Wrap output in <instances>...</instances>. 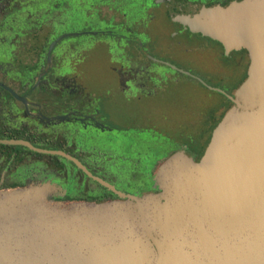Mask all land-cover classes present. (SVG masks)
<instances>
[{
	"label": "water",
	"instance_id": "95a60500",
	"mask_svg": "<svg viewBox=\"0 0 264 264\" xmlns=\"http://www.w3.org/2000/svg\"><path fill=\"white\" fill-rule=\"evenodd\" d=\"M173 19L227 56L244 53L259 72L246 92L228 95L238 113L232 126L217 128L212 159L204 166L170 156L153 175L156 191L136 195L69 153L0 140L65 158L117 197L56 200L62 187L52 181L0 188V264H264V0L190 4Z\"/></svg>",
	"mask_w": 264,
	"mask_h": 264
},
{
	"label": "flooded vegetation",
	"instance_id": "af4514ba",
	"mask_svg": "<svg viewBox=\"0 0 264 264\" xmlns=\"http://www.w3.org/2000/svg\"><path fill=\"white\" fill-rule=\"evenodd\" d=\"M234 1L242 0H0V140H26L38 148L64 151L112 184V178L118 176L128 190L118 167L141 170L145 163L116 150L114 129H98L113 135L108 139L85 131L102 123V107L85 84L82 67L99 40L84 42L82 37L107 38L109 70L128 100L154 98L164 91L165 76L169 78L162 66H169L151 48L150 11L165 5L175 7L173 19L190 4L226 6ZM179 26L175 37L190 32ZM177 68L174 71L191 82L219 88L227 98L234 97L235 89L213 86L204 72L191 66ZM58 117L65 119L59 121ZM158 147L159 143L153 152ZM75 167L60 156L0 143V188L52 181L62 187L53 197L59 200ZM76 181L90 193L106 194L80 174ZM116 198L106 194V199L93 202Z\"/></svg>",
	"mask_w": 264,
	"mask_h": 264
},
{
	"label": "rangeland",
	"instance_id": "374dc122",
	"mask_svg": "<svg viewBox=\"0 0 264 264\" xmlns=\"http://www.w3.org/2000/svg\"><path fill=\"white\" fill-rule=\"evenodd\" d=\"M174 12L175 7L168 5L150 11L151 48L158 51L167 63L183 68L191 66L204 72L213 86L246 92L253 76L257 78L259 73L253 61L238 51L227 56L221 45L198 34L184 31L186 33L175 37L181 26L172 19ZM97 39L99 42L91 48L82 67L85 84L101 103V122L115 132L127 130L128 134L148 135L153 140L169 138L179 148L173 155H189L195 163L207 165L215 153L217 128L233 125L237 106L224 94L191 82L164 66L162 69L169 78L165 76V89L160 96L141 101L128 100L119 90L118 78L109 70L112 63L105 44L107 38L82 37L84 42ZM85 131L105 139L113 137L111 133L98 129L85 128ZM166 159L158 162L153 175ZM118 172L131 177L143 171L122 165ZM112 182L119 190L127 191L118 176L112 178Z\"/></svg>",
	"mask_w": 264,
	"mask_h": 264
},
{
	"label": "trees",
	"instance_id": "16d2710c",
	"mask_svg": "<svg viewBox=\"0 0 264 264\" xmlns=\"http://www.w3.org/2000/svg\"><path fill=\"white\" fill-rule=\"evenodd\" d=\"M218 44L221 45L220 43ZM114 139L116 140L117 144L116 150L122 153L123 157H137L142 163H145L143 169H141V171H143L142 174H138V177H136V179L134 177L132 178V176L130 177L127 174L121 175V178L126 182V186L128 188V192L126 193L135 194L133 190H137L139 191L138 193L142 195L147 192L156 191L154 189V183L151 182L155 166L160 160L166 159L178 151L179 148L176 147V143L166 137H164L163 141L161 140V138L153 140L149 138L148 135H136L134 133L123 134L122 132H118L117 135L114 136ZM157 143H159L158 150L153 152V147H157ZM75 169L76 170L70 171L71 174L69 175L71 177L69 185L64 189V192L61 194L62 198H59V200L87 199L91 201H101L106 199V194L112 195L111 192L101 186L100 188L106 193L104 195L102 194V192H99L98 194L93 192L90 193L82 185H78L76 181L78 174H80V176H83L87 180H89V178L84 175V173L77 167H75ZM142 178H147L148 181H144L145 179L142 180Z\"/></svg>",
	"mask_w": 264,
	"mask_h": 264
}]
</instances>
